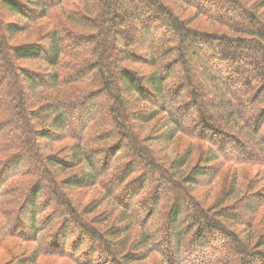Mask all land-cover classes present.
<instances>
[{"label":"trees","instance_id":"1","mask_svg":"<svg viewBox=\"0 0 264 264\" xmlns=\"http://www.w3.org/2000/svg\"><path fill=\"white\" fill-rule=\"evenodd\" d=\"M248 3L0 0L19 19L0 33V252L35 245L7 264H264V0Z\"/></svg>","mask_w":264,"mask_h":264},{"label":"rangeland","instance_id":"2","mask_svg":"<svg viewBox=\"0 0 264 264\" xmlns=\"http://www.w3.org/2000/svg\"><path fill=\"white\" fill-rule=\"evenodd\" d=\"M117 1V0H115ZM258 0H249V3L247 4L249 7L256 4ZM114 2V1H113ZM116 2H114L115 4ZM222 6V5H221ZM174 8V7H173ZM176 12L178 13L177 15H182L183 14V19H188L190 17V15H192L191 12L187 11V13H184L182 11V9H178L176 10ZM16 22H19L18 18H14L13 16H10L9 14L6 13V11L4 10V8L0 5V33H1V29L3 27V25L6 24H14ZM191 26L193 28L196 29H200L199 31L203 32V33H215L214 31H216L215 26H212V24L210 22H200L197 23V21L193 22L191 24ZM118 38H122V37H126V39H128L129 42H133L134 39L136 40L137 36H139V32L136 29V25L132 22V23H128L125 27L121 26L119 29H117L116 31ZM7 38H8V34ZM9 39H7L6 41H8ZM43 41L45 42V39H43ZM10 42V40H9ZM25 42V39H23V37H20L16 40H11V44L17 45V44H22ZM122 44H120L121 46ZM124 47V45H123ZM220 55L222 57V59L227 60L229 57L227 54L223 55V52H220ZM0 64H3V61L0 59ZM20 66L23 67H27L32 69V71H36L37 73H42L43 71V64L38 63V62H28V61H22L19 63ZM17 65V66H19ZM41 69V70H40ZM133 69H137L138 72L140 73H145L147 71V67L145 66V64H138V65H134ZM39 75H43V74H39ZM30 92H28L27 90H24V96L28 95L29 96ZM40 146H41V153L43 154L44 157H48V156H52V155H58L60 156V158H64L66 155H68V153L65 151V148L67 147V141H58V142H53L52 143H46V142H40ZM173 149V146L170 147V151ZM76 174V173H74ZM72 174V175H74ZM21 182V181H19ZM66 190V189H64ZM217 191V190H216ZM16 191L13 192V195L15 194ZM209 190H195L194 191V196L196 198H202V197H209V201L206 202V204H211L212 202H214L217 194L214 191L213 193V197H210V193H208ZM262 192V191H261ZM69 196L71 197V199H73L74 203H78L80 205V209L79 212L82 215L81 217L87 221L90 220H96L97 219V215L96 214H91L90 216H84V213H82V209L84 210H89L91 208V206L95 203L97 198H101L102 195L99 193L98 190H84V191H75L72 194H69ZM45 198H51V200L56 201L57 198L50 196V194L46 193L45 194ZM8 199V197L6 198V200ZM76 203V204H77ZM40 205L44 204V202H40ZM78 204L76 205L78 207ZM79 208V207H78ZM3 209H9V207H5V208H0V222H4V210ZM23 214V213H22ZM96 215V216H95ZM24 221H27V219L29 218V213L28 211L25 212L22 216ZM9 224L12 225L13 221H14V216H10L9 218ZM43 225V220L39 221V227H42ZM114 225V223L112 224ZM111 224L108 226H112ZM55 227H57V225L55 224ZM107 228V227H106ZM101 229H103V227H101ZM73 234L75 235L78 232V229H75L73 227ZM90 244V243H89ZM9 250H6V252H0V264H7V262L9 260H11V258L13 256H18L20 254H28L30 253L32 250H34L35 245L33 244H29L26 242H19V244L17 242H13L11 241L9 243ZM88 245H85V247ZM89 247V246H88ZM97 247V246H96ZM39 264H73L71 261L68 260H62V259H54V258H42L40 259ZM147 264V263H144Z\"/></svg>","mask_w":264,"mask_h":264}]
</instances>
